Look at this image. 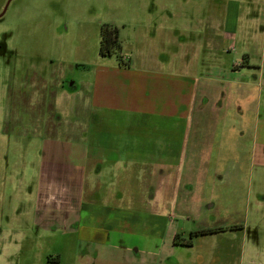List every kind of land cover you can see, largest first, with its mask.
Instances as JSON below:
<instances>
[{
	"label": "rangeland",
	"instance_id": "obj_1",
	"mask_svg": "<svg viewBox=\"0 0 264 264\" xmlns=\"http://www.w3.org/2000/svg\"><path fill=\"white\" fill-rule=\"evenodd\" d=\"M263 10L264 0H12L0 19V264H264V106L255 90L240 131L228 84L234 65L259 63ZM107 24L121 59L99 54ZM165 60L174 72L187 64L202 96L183 127L195 166L172 151L160 169L93 176L101 125L135 116L97 103L99 75L129 64L154 75ZM70 82L87 94L69 95ZM79 200L94 223V207H112L114 231L77 221ZM200 230L213 232L191 236Z\"/></svg>",
	"mask_w": 264,
	"mask_h": 264
},
{
	"label": "crops",
	"instance_id": "obj_2",
	"mask_svg": "<svg viewBox=\"0 0 264 264\" xmlns=\"http://www.w3.org/2000/svg\"><path fill=\"white\" fill-rule=\"evenodd\" d=\"M253 20L255 21L253 23H257L256 27L261 26V30L256 35L259 39L252 38L262 41L263 47L259 63L248 65L247 68L238 64L234 65L232 72L238 73L239 77L231 78L228 81L231 88L238 89L239 93L238 98H235V104L240 110L239 127H237L240 131L247 127L246 119L248 118L244 116L243 107H246L247 110V107L251 105L255 90H260L256 105L264 106V10L262 20L257 21L255 18ZM142 64L146 65L147 62H142ZM158 65L160 68L165 67L166 71L155 72L154 75L131 74L129 64L126 70L128 72L120 68L114 73L115 75H99L100 90L97 91V103L101 107L113 109L115 113H122V109L132 106V110H134L132 114L135 116L130 118L129 120H133L128 123H123L120 117L116 116L105 120L101 125L99 130L101 132H98V139L95 141L96 153L92 156L98 162L94 174L92 173L93 176H102L107 171L112 175L121 164L125 165L123 170L130 173L132 172L129 168L130 165L142 167L154 165L155 168L160 169L161 166L169 163L168 158L172 151H174V159H180L181 163L186 161L190 167L195 166L196 161L193 160V154L190 151L193 144L185 145L186 135L183 128L187 110L192 115L196 111L202 110V96L199 95V90L193 82L195 76L190 74L187 64L180 65V72H174L173 64L168 60L160 61ZM243 69H247L246 71H249L252 77L248 78L243 74ZM107 81L116 84L109 90H102V85ZM63 87L71 96L87 94V90L76 82H73L71 88L65 85ZM189 91L192 93L190 97H188ZM67 92H63L62 95L67 96ZM234 129L231 127L228 133L232 134L235 132ZM226 134L227 131H225ZM86 156L88 155H82L81 159L84 160ZM83 172L84 170L81 169L79 174L82 175ZM113 179L114 175H112ZM83 187L82 185L80 188V198ZM108 188L113 189L110 186ZM118 199L121 200L120 197ZM79 202L81 203H78L77 206L81 209L82 216L78 217L77 221L89 225H100L99 229L104 231V227L112 226L110 232L114 231L116 219L112 207L105 203L94 207L97 209L96 215L98 216L94 223V220L90 219L92 207L83 203L82 200ZM87 206L89 209L86 211ZM96 231L97 229L94 232Z\"/></svg>",
	"mask_w": 264,
	"mask_h": 264
},
{
	"label": "trees",
	"instance_id": "obj_3",
	"mask_svg": "<svg viewBox=\"0 0 264 264\" xmlns=\"http://www.w3.org/2000/svg\"><path fill=\"white\" fill-rule=\"evenodd\" d=\"M100 42H99V54L100 56L106 58V57H113L116 56L118 59L120 58V51H121V45L119 40V34L118 30L115 27H111L109 24L104 25L100 29ZM121 62V61H120ZM213 232V230H203L198 231L195 233H192L191 236L194 235H207L209 233ZM176 241V238L174 239V242ZM185 245H191V242H187Z\"/></svg>",
	"mask_w": 264,
	"mask_h": 264
},
{
	"label": "flooded vegetation",
	"instance_id": "obj_4",
	"mask_svg": "<svg viewBox=\"0 0 264 264\" xmlns=\"http://www.w3.org/2000/svg\"><path fill=\"white\" fill-rule=\"evenodd\" d=\"M11 1H12V0H6V1H5V5H4V7H2V9L0 10V19L4 16L5 11H6V9H7V7L9 6V4H10Z\"/></svg>",
	"mask_w": 264,
	"mask_h": 264
},
{
	"label": "water",
	"instance_id": "obj_5",
	"mask_svg": "<svg viewBox=\"0 0 264 264\" xmlns=\"http://www.w3.org/2000/svg\"><path fill=\"white\" fill-rule=\"evenodd\" d=\"M66 86L69 87V88L73 87V82H70V83L66 84Z\"/></svg>",
	"mask_w": 264,
	"mask_h": 264
}]
</instances>
